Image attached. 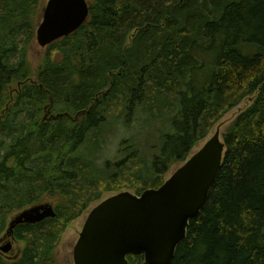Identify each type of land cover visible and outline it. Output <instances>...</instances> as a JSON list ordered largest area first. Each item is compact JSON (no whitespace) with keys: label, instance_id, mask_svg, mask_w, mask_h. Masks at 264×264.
Returning <instances> with one entry per match:
<instances>
[{"label":"trees","instance_id":"trees-1","mask_svg":"<svg viewBox=\"0 0 264 264\" xmlns=\"http://www.w3.org/2000/svg\"><path fill=\"white\" fill-rule=\"evenodd\" d=\"M41 4L0 0V233L10 214L48 199L57 215L17 226L21 255L0 264H55L93 203L162 185L247 98L171 264H264V0H91L89 20L47 47L34 79ZM133 128L158 132L161 150L148 159L132 132L101 161L110 135Z\"/></svg>","mask_w":264,"mask_h":264},{"label":"water","instance_id":"water-1","mask_svg":"<svg viewBox=\"0 0 264 264\" xmlns=\"http://www.w3.org/2000/svg\"><path fill=\"white\" fill-rule=\"evenodd\" d=\"M90 3L47 0L36 28L38 44L46 48L75 33L89 20ZM225 150L219 125L215 134L159 187L141 194L121 191L94 205L74 246V264H129L128 256L140 254L146 264H171L177 247L187 238L190 221L206 205ZM56 215L51 203L34 204L9 221L4 237L15 239L17 226L40 223ZM12 246L9 240L0 245V251L9 253Z\"/></svg>","mask_w":264,"mask_h":264},{"label":"rangeland","instance_id":"rangeland-1","mask_svg":"<svg viewBox=\"0 0 264 264\" xmlns=\"http://www.w3.org/2000/svg\"><path fill=\"white\" fill-rule=\"evenodd\" d=\"M47 0H42V4H41V12L38 18V22L37 25L39 24L40 20H41V15L43 12V6L46 4ZM46 48L41 47L38 42L36 41V38L33 40V42L30 45V49H29V57H30V61L32 63V67L33 70L35 72V78L37 77V69L38 66L43 58V56L45 55L46 52ZM253 100H251L250 98H247L246 100H244L241 104H239L238 106H236L235 108H233L230 112H228L221 120L220 122L211 130V132L209 133V135L203 139L202 141H200L199 143L196 144V146L192 149L191 154H194L195 152H197L204 144L205 142L212 137L215 132L217 127L220 125L221 126V137L223 139V133L225 131V129L229 126V124L242 112L244 111L248 106H250V104L252 103ZM134 132L136 134V139H134L132 137L131 140L135 141V142H139L140 144V148L142 150V152L144 153L145 156L148 157V159H150V157L152 156V154H154L155 152L161 150V148L159 146H154V144H158V132H151L150 134L148 133V131H142L139 132L137 131L135 128L129 130V131H117L114 135H110V138L108 140V142L105 145V149L103 151V153L101 154V161H104L105 159H113V157H115L116 152L118 150V147L120 145L121 140H123V138H131V133ZM150 156V157H149ZM182 165L181 162H176L174 163L169 171L166 174V179L169 178L180 166ZM133 193H135L133 190H130ZM111 193H107L105 195V197L109 196ZM51 203L53 206L54 201L48 199L46 201L40 202V203ZM98 203V202H97ZM97 203H93L90 208L83 214L81 215L79 218H77L76 220H74L72 223H70L59 243V245L57 246V248L55 249L53 255L55 258V264H74V258H73V250H74V246L77 243V240L80 237V233L83 229V226L85 224L88 212L90 211V209H92V207L94 205H96ZM23 210V209H22ZM21 211V210H20ZM19 212L15 211L14 213L10 214L7 222H6V227L5 229L0 233V236H2L5 231L6 228L8 226L9 221ZM16 244V243H15ZM17 245L19 246L20 250L22 251L25 243L24 241L18 240L17 241Z\"/></svg>","mask_w":264,"mask_h":264},{"label":"flooded vegetation","instance_id":"flooded-vegetation-1","mask_svg":"<svg viewBox=\"0 0 264 264\" xmlns=\"http://www.w3.org/2000/svg\"><path fill=\"white\" fill-rule=\"evenodd\" d=\"M1 239L2 240H1L0 245L5 244L7 241L6 240L7 237H1ZM17 241H18V239L15 237V239H13V246H12L11 252L6 254V253H3L2 251H0V256L4 257L5 259H7L9 261H16L20 257L21 252H22L20 250L19 246L17 245Z\"/></svg>","mask_w":264,"mask_h":264}]
</instances>
